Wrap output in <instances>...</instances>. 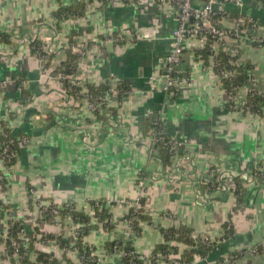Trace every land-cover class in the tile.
Masks as SVG:
<instances>
[{
	"label": "crops",
	"instance_id": "0c3cea01",
	"mask_svg": "<svg viewBox=\"0 0 264 264\" xmlns=\"http://www.w3.org/2000/svg\"><path fill=\"white\" fill-rule=\"evenodd\" d=\"M72 4L74 0H0V32L7 36L0 42V84L6 83L0 89V127L8 125L14 134L30 138L20 146L12 169H5L0 158L5 179L0 181V250L10 222L23 223L30 240L63 234L65 242L75 243L73 228L41 220L29 201L28 185L44 203L72 201L82 210L89 201L136 200L142 193L140 179L150 177L156 180L144 196L152 224L142 223L141 233L126 239L120 223L129 208L116 204L108 208L116 220L114 230L100 226L87 236L86 242L106 264H122L118 253L107 251L113 241L130 243L145 258L153 256L158 245L168 244L178 248L181 259L186 246L167 243L160 230L181 226L192 229L194 239L206 236L215 241L190 264H222L232 257L237 258L233 264H264V253L251 252L264 245V105L262 115L227 108L230 100L223 82L197 56L200 39L185 44L178 94L170 98L161 85L151 88L150 79L164 73L168 37L178 25L172 5L105 0L86 10L83 18L59 22L55 13ZM224 10L237 12L231 6ZM244 12L264 29L259 2L247 0ZM72 34L76 42L93 43L75 75L81 88L117 82L131 87L132 93L122 99L109 96L107 106L95 113L85 97L69 94L55 73L68 60ZM114 35L123 39L110 41ZM257 35L264 36L263 30ZM34 42L51 47L54 55L46 75ZM239 62L264 97V48L243 43ZM252 86L249 81L240 89V102H247ZM157 121L164 134L180 144V155H193L182 178L173 158L172 170L165 171L157 144L152 146L153 128L144 134V124ZM256 170L262 173L259 181L245 183L242 176ZM218 174L224 175L222 186ZM53 255L63 264L64 256L81 264L71 251ZM27 262L38 264L37 255L30 254ZM0 264L27 263L0 255Z\"/></svg>",
	"mask_w": 264,
	"mask_h": 264
},
{
	"label": "built area",
	"instance_id": "2783aa9c",
	"mask_svg": "<svg viewBox=\"0 0 264 264\" xmlns=\"http://www.w3.org/2000/svg\"><path fill=\"white\" fill-rule=\"evenodd\" d=\"M77 1H90L87 4V10L99 4L102 5L103 1L105 0H74ZM161 4H170L176 10V16L178 25L175 29L172 30L168 37L169 41V48L168 53L165 59V67L163 75L159 74V76H153L150 79V86L152 89H155L158 85H161L162 90L166 93L167 96L170 98H174L181 86L182 80L180 78L178 67L183 61L184 57V50L185 44L188 40H196L200 39L201 48L204 49L207 45L210 48L211 56H210V63L209 68L213 69L219 76L220 80H232L235 75L238 74L239 67L243 68L244 72L246 73V69L242 66L239 62V54L240 49L243 43L245 42H252L255 46L259 48H264V36H258L257 31L263 30L262 27L258 24V22L245 14L246 8V1L247 0H157ZM259 2L262 7L264 8V0H252ZM231 6L237 12V17L230 16V12L224 10V7ZM120 36H112L109 38L110 41H118L122 40L123 38H119ZM210 39V43H209ZM107 41V40H106ZM90 49L89 42H77L76 45L73 47V52L78 55L80 58L76 61L75 66L77 68V73L80 67V62L84 58V56L88 53ZM41 51L44 54H41L38 51L36 54L40 58L42 62V68L44 74H48L52 50L49 46L42 45ZM220 51H224L228 55L233 58L229 61V67L220 66L217 63V58ZM76 73V74H77ZM76 74L69 77V83L72 87H76L80 89V94L82 97L87 99L89 108L92 112H99L102 108L106 107L107 103L106 100L109 96H116L117 99H122L132 93L131 87L120 86L117 82L116 83H109L110 89L104 94L103 97L96 96L93 97L91 95L90 90L85 87L81 88L80 85L76 82ZM251 76V75H250ZM61 81V77L58 78ZM252 88L256 87V82L252 78L251 79ZM6 83L0 84V89L5 87ZM25 83L22 82L18 84V90L22 92L24 90ZM232 89H236L234 84H231ZM251 88V89H252ZM228 94V93H227ZM229 100L233 102L232 109L233 110H240V108L244 107L246 110H249L248 107H245L246 102L242 103L239 100V93L235 96L233 93H229ZM119 103V101H118ZM121 104V103H119ZM243 110V109H241ZM244 111V110H243ZM249 112V111H248ZM154 128L152 129V146L155 145L157 142H164L165 147H167L170 154L173 155L174 164L173 167L178 170L179 177L182 178L186 171L188 165L192 164L193 155L191 154H179L180 144L171 140L170 138H165L164 130L162 128V124L160 121L154 123ZM10 132L12 130L8 125H2L0 127V158L2 161L3 166L9 163L12 159H18V152L13 149L11 146L12 143L18 142L20 146H26L30 142V138L22 137L16 139H8ZM152 149V147H151ZM155 155L157 154L155 151H151ZM6 169V168H5ZM12 169V168H10ZM166 171V170H165ZM216 173L215 170H212ZM168 173V172H167ZM219 179L218 182L221 183L224 178V175L218 174ZM262 173L260 170H256L252 173H247L242 176L243 181L248 184L255 183L259 181L261 178ZM4 179V175H0V181ZM156 179L150 177H142L139 181V186L141 189V195L136 200H124V201H113V202H104L103 204L99 205L100 209H106L110 206H114L113 203L117 205H124L130 209H134V212L141 208L140 198L145 195L146 189L149 186L150 182H155ZM224 186V185H223ZM224 189V188H223ZM29 201L33 204V206L37 207L41 220L44 222L58 225L61 228L63 226H70L73 231V235L75 238V243L73 245L69 244L72 249L64 248L61 246V242L57 239H46L47 237L38 238V240L28 239L26 236V229L22 223V228L19 232H17V236L14 238L11 236L10 227L6 228V233L4 235V242L3 246L0 250V255L6 256L10 259V255L7 251L8 243H11L14 247V255L12 256L14 259L25 260L28 261L30 254H34L33 249H39L46 252H50L55 254L56 252L62 251H71L77 254L79 257V249L76 245L77 240L79 237L84 234V223L75 222L73 215L68 213L65 217L62 216V211L71 206L74 202L69 201L64 204H56V203H44L40 200L37 195V192L34 188L29 187L27 189ZM115 204V205H116ZM75 210L78 212H83L86 215L90 216L92 219V225H99L98 220L94 217L95 211L94 207L91 206L88 202V205L84 206L82 210H79L75 203ZM135 221V217L132 219H125L121 220V227L124 231V236L126 239L131 240L134 237L133 231V223ZM17 223V222H14ZM113 224L116 226V220L113 218ZM89 235V234H88ZM87 235V236H88ZM87 236L84 237L83 235V244L88 250L90 251V257L92 258L91 261L94 264H106L104 257L97 253L94 246L89 245L86 242ZM214 240L210 239L209 237H199L195 239V243L197 244L196 248L201 249V247H212L214 244ZM20 249L25 250V254H22ZM115 253L119 254L120 257H133L134 253L126 252L124 250L118 249L115 247ZM140 255V254H139ZM180 256L176 255H168L164 256L159 254L156 259L157 261L162 260H169L171 264H188L179 258ZM195 258H201V255L196 254ZM140 259L142 261H148L149 258H145L144 256L140 255ZM80 263L84 264V261L79 257ZM237 260L236 257L226 258L222 264H233ZM38 262V261H37ZM190 264V263H189Z\"/></svg>",
	"mask_w": 264,
	"mask_h": 264
},
{
	"label": "trees",
	"instance_id": "16d2710c",
	"mask_svg": "<svg viewBox=\"0 0 264 264\" xmlns=\"http://www.w3.org/2000/svg\"><path fill=\"white\" fill-rule=\"evenodd\" d=\"M90 1L86 2V1H77L74 2V4H72L71 6H67L65 8L59 9L56 13L55 16L57 17L58 21H63L64 19H79V18H83L85 16L86 10H87V4ZM247 2V1H246ZM230 16L232 17H237L236 13H229ZM264 26V25H263ZM75 34H72L71 36L68 37V42H69V47L67 49L68 51V60L66 63H64L55 73V75H58L59 77H61V83L63 84L64 88L69 92V94H71L72 96H74V98H78L80 97L82 94H80V89L76 88V87H72L70 85V81H69V77L76 74L77 73V68L75 66L76 61L79 60V56L76 55L73 52V47L76 45V40H75ZM7 36H5V34L0 32V42L2 41H6ZM209 43H210V39H209ZM93 43H89V46H92ZM33 47V51H35L36 53L38 51H40L41 54H44L41 51V47L42 44L40 42H34L32 44ZM54 55H51V57H53ZM197 56L199 57V59L203 60L205 64H209L210 63V56H211V51L209 46L207 45L204 49H202L201 51L197 52ZM50 57V58H51ZM233 60V58H231L230 55H228L227 53H225L224 51H220L218 58H217V63L220 66H226L229 67V61ZM47 66H50V63L47 64ZM252 77L249 76L248 74H246L243 70V68L239 67L238 69V74L235 75V77L232 78V80H222L223 85L226 89V92L229 93H233L235 96L238 95L240 89L242 87H244L246 84H248L249 81H251ZM234 84V86H236V89H232L231 84ZM120 86H124L122 83H119ZM126 87V86H125ZM90 90L91 95H93V97L96 96H100L103 97L104 94L110 89L109 85H104V86H88L87 87ZM262 105H264V97H262V95L258 92L257 88H252L249 90V94H248V99L246 102L245 107H248L249 110H246V108L242 107L240 109H243V113H250L253 115H262L263 111H262ZM233 106V102L230 101L228 103L227 108L228 109H232ZM249 111V112H248ZM161 123V122H160ZM146 126V129H144V134L145 136H148V130H151V128H154V123H145L144 124ZM144 126V127H145ZM23 135H17L14 133L10 132V135L8 137V139H16V138H20ZM165 138L168 139V137L166 136V134L163 135ZM158 146V152L160 155V158L163 161V165L164 168L167 169L171 166V160L173 158V155L169 153L167 147H165L164 142H157L156 143ZM11 146L13 147L14 150H16L18 152H20V145L18 144V142H14L11 144ZM17 163V159L14 158L12 159L9 163L5 164V168L6 169H10L12 167L15 166V164ZM0 175H2V172L0 171ZM5 180V179H3ZM2 180V181H3ZM238 180V179H237ZM235 180V182L237 181ZM239 181V180H238ZM6 183V182H3ZM238 185V184H237ZM31 187L30 185L27 186V189ZM239 192H240V186H235V193L237 194V196H239ZM105 201L103 200H96V201H89V204L91 206L94 207V211H95V218L98 220V223L101 224V227L104 228L105 230L108 231H112L114 230V224H113V217L110 214V212L106 209H100L99 205L103 204ZM140 203H141V208L136 212H134V209H130L129 212L127 213L126 216H124V218L122 220L125 219H132L133 217H135V221L133 223V231L134 234L138 235L141 233V224L144 222H147V224H152V220L146 215L145 212V205H146V198L145 196H142L140 198ZM114 205L116 203H113ZM68 213H71L73 215L74 221L77 223H84L85 227L83 229L84 234H82L79 239L77 240V247L79 249V257L84 261V264H94L91 261V257H90V251L88 250V248H86L83 244V235L84 237L87 236L90 231L92 229H96L99 228V225H92V219L90 216L86 215L83 212H78L75 210V203H73L71 206H69L68 208H66L65 210L62 211V216L65 217ZM22 223H14V222H10L9 223V227H10V233L12 237H16L17 236V232L20 231V229L22 228ZM63 228V227H62ZM161 232L164 235L165 241L167 243H169L170 241H176L178 243H182L186 246V250L183 251L182 256H181V260H183L186 263H191L194 261V257L196 254L199 255H203V250L204 251H208L209 249H211V247H201V249L196 248L197 244L195 243V239L193 238V230L190 229L189 227L186 226H181L177 229L175 228H168V229H164L161 228L160 229ZM232 233H228L227 237L231 238ZM63 234H60L57 237H47L46 239H54L57 238L60 242H61V246L64 248H68V249H72L70 247V245L64 241V239L62 238ZM115 247H118V249H124V251L126 252H130V253H134V255H132L133 257H123L122 259V264H142V260L140 259V255L138 253H136L135 249L131 246L130 243H128L126 246L122 245L120 241H113L107 244V251L111 254V253H115ZM14 247L12 246L11 243H8V253L10 255V259L13 260L14 258L12 257L14 255ZM35 254L37 255V261L38 264H63L58 258H56L52 253L50 252H46L43 250H37V249H33ZM20 251L22 252V254H25V250L24 249H20ZM178 248L177 247H171L168 244H162V245H158L156 247L155 250V254L153 256H151L149 258V261H153L156 262L157 259L156 257L159 254L162 255H170L172 253L176 254L178 256ZM247 251H241L238 254H236L237 256L240 255L241 253H246ZM252 253L257 254V253H264V245H261L259 247H257L254 250H251ZM168 257V256H167ZM22 258V256H21ZM21 258L18 260L22 263H27V261L25 260H21ZM64 264H74L72 261H70L69 259H67L66 256H64Z\"/></svg>",
	"mask_w": 264,
	"mask_h": 264
},
{
	"label": "rangeland",
	"instance_id": "374dc122",
	"mask_svg": "<svg viewBox=\"0 0 264 264\" xmlns=\"http://www.w3.org/2000/svg\"><path fill=\"white\" fill-rule=\"evenodd\" d=\"M171 166H172V164H171ZM171 166H170V167H171ZM170 167H169V168H167V170H166V169H165V170H166V171L170 170V169H171ZM174 169H175V171H176V173H177V172H178V170H177L176 168H174ZM171 170H172V169H171ZM178 175H179V174H178ZM76 206H77V204H76ZM77 208H78V207H77Z\"/></svg>",
	"mask_w": 264,
	"mask_h": 264
},
{
	"label": "water",
	"instance_id": "95a60500",
	"mask_svg": "<svg viewBox=\"0 0 264 264\" xmlns=\"http://www.w3.org/2000/svg\"><path fill=\"white\" fill-rule=\"evenodd\" d=\"M155 149H157V146L155 147Z\"/></svg>",
	"mask_w": 264,
	"mask_h": 264
}]
</instances>
